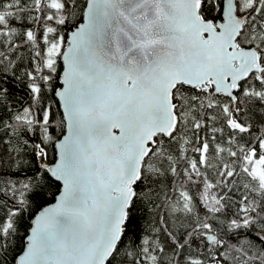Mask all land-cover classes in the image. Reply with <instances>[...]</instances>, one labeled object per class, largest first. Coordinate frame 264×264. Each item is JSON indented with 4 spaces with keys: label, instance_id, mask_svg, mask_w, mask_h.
<instances>
[{
    "label": "snow or ice",
    "instance_id": "6c2138e0",
    "mask_svg": "<svg viewBox=\"0 0 264 264\" xmlns=\"http://www.w3.org/2000/svg\"><path fill=\"white\" fill-rule=\"evenodd\" d=\"M0 264H264V0H0Z\"/></svg>",
    "mask_w": 264,
    "mask_h": 264
},
{
    "label": "trees",
    "instance_id": "16d2710c",
    "mask_svg": "<svg viewBox=\"0 0 264 264\" xmlns=\"http://www.w3.org/2000/svg\"><path fill=\"white\" fill-rule=\"evenodd\" d=\"M22 97H23V93L22 92H16L15 93V99L16 100H20ZM49 153H50V156H49L48 162H50L54 158V155H55L54 152H52L51 149H49ZM58 187H59V185L56 184L54 181L49 184L48 190H49L50 197L53 196L54 194H56ZM51 201H53V200L49 199L48 203L51 202Z\"/></svg>",
    "mask_w": 264,
    "mask_h": 264
},
{
    "label": "water",
    "instance_id": "95a60500",
    "mask_svg": "<svg viewBox=\"0 0 264 264\" xmlns=\"http://www.w3.org/2000/svg\"><path fill=\"white\" fill-rule=\"evenodd\" d=\"M52 202H54V201H51V202H49V203H52Z\"/></svg>",
    "mask_w": 264,
    "mask_h": 264
}]
</instances>
